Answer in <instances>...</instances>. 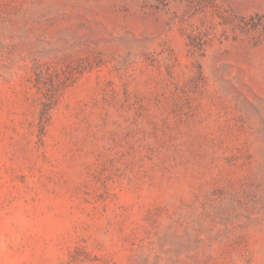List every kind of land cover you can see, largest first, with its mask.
Returning a JSON list of instances; mask_svg holds the SVG:
<instances>
[{
  "label": "rangeland",
  "instance_id": "1",
  "mask_svg": "<svg viewBox=\"0 0 264 264\" xmlns=\"http://www.w3.org/2000/svg\"><path fill=\"white\" fill-rule=\"evenodd\" d=\"M0 264H264V0H0Z\"/></svg>",
  "mask_w": 264,
  "mask_h": 264
}]
</instances>
